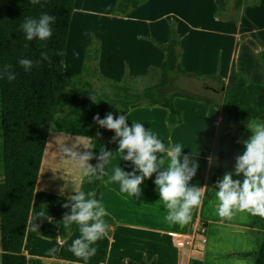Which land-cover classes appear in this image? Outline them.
I'll return each instance as SVG.
<instances>
[{
    "label": "crops",
    "instance_id": "crops-1",
    "mask_svg": "<svg viewBox=\"0 0 264 264\" xmlns=\"http://www.w3.org/2000/svg\"><path fill=\"white\" fill-rule=\"evenodd\" d=\"M195 1L190 0L185 16H175L173 11L155 12L152 0H146L124 16L109 13L107 10L99 11L104 25L97 27L96 32L100 40L98 69L105 78L121 81L144 76L150 67L159 68L164 53L158 45L168 42L173 20L181 38L179 62L184 71L175 75L209 79L210 86L201 83L196 88L200 91L209 90L212 96L189 93L181 89L173 91L200 95L213 103L175 97L174 105L181 111L182 121L172 130L166 125L167 110L161 107L132 109L126 114L127 122L129 126L132 123L143 124L146 129L157 135L165 147L181 145L182 149L184 148L182 154H188L199 165L196 175L189 182L190 185L204 187L206 193L212 149L205 138L214 137L222 123L221 102L225 87L234 86L239 75L249 80L247 77L252 68L248 59L251 45L243 38L245 31L242 23L246 8L252 5L243 6L238 15L233 17L230 12L231 0H208L209 9H201L196 6ZM114 3L115 0L110 1V11ZM206 18L207 23L202 20ZM107 28L113 30L110 40H107L105 34ZM87 40L86 37L80 48L79 61L76 66L70 68L72 73L65 76L67 79L80 72ZM261 49L258 45L253 52L250 51L259 56ZM257 70L260 71L259 65ZM251 135V130L246 127L240 137V147L227 164L224 174L234 172L235 157L245 151L242 141L249 139ZM77 136L80 137V142L76 148L82 153L86 151L84 147L90 145L91 138ZM71 139L67 135L53 134V130L48 133L23 244L27 264H136L153 260L155 264H252V257L233 253L255 250L256 237L264 233V218L248 213H236L231 220L222 219L216 212L218 201L215 186L208 195L204 194L201 205L192 210L189 223L183 226L169 225L164 219L167 213L159 201L160 197L154 184L155 174L141 184L139 199L120 193L119 184L105 183L108 177H104L98 200L107 213L103 219L109 226L108 234L92 245L96 248L95 255L87 260L75 256L69 249L73 240L80 237L79 225H75L73 232L61 241L57 224L49 223L48 219L42 221L41 217H38L40 200L41 197L44 198V193L67 199L73 195L74 189L79 188V179L76 178L74 169L76 164L71 158L64 161L58 149L60 142H70ZM117 149L118 143L111 140L109 151L114 154L107 165L109 175L117 166L126 172L133 170L130 161L120 159ZM46 158L50 163L56 164V167L66 165L67 169L60 175L50 171L41 183V171ZM164 159L167 163L166 155ZM67 170L71 171L68 175ZM64 176L68 177L67 181L63 179ZM233 179L242 180L243 175H233ZM70 187L71 190L66 192ZM50 208L48 207L49 210ZM69 210L56 206L47 217H52L51 221L62 219L63 214ZM34 223L39 225L37 231L32 230ZM252 230L254 234L251 233ZM178 241H183V245H179ZM54 247L57 251L50 252ZM1 254L0 236V258Z\"/></svg>",
    "mask_w": 264,
    "mask_h": 264
},
{
    "label": "trees",
    "instance_id": "trees-1",
    "mask_svg": "<svg viewBox=\"0 0 264 264\" xmlns=\"http://www.w3.org/2000/svg\"><path fill=\"white\" fill-rule=\"evenodd\" d=\"M75 2L39 0L34 5L31 0H0V71L5 65H10L9 70L15 74L12 81L6 76L0 78V264H27L23 244L49 131L90 137V144L95 145L91 150L99 154L101 147L109 151L114 131L101 128L93 119L97 114L103 119L111 112L116 118L139 107H161L167 110L166 125L172 130L182 121V113L174 105L175 97L213 103L200 95L167 90L171 74L184 72L179 62L181 38L174 23H171L168 42L158 45L164 53L162 65L150 67L146 75L121 81L105 78L98 69L100 40L92 34L83 50L79 74L67 79L60 61H65ZM144 2L146 0H115L111 13L124 16ZM247 3V0H231L232 16L236 17ZM44 13L56 17L51 25L52 36L47 41H27L20 25L26 18L38 19ZM42 52L48 53L51 63L42 59ZM58 52L65 55H57ZM22 58L34 62L30 71L25 72L18 63ZM259 58L264 71V51L259 52ZM37 60H40L39 65L35 64ZM155 76H158L156 81L141 89L134 87L136 81ZM92 77L102 82L97 89ZM221 82L224 83L223 80ZM221 111L222 123L217 134L205 138L212 149L205 196L222 178L227 164L240 147L238 141L247 124L252 120L264 122V81L251 82L239 75L234 86L225 87ZM90 162L95 165L97 160L93 158ZM103 185L104 178L89 183L83 177L78 189L85 193L94 192V198L98 200ZM55 220L59 239L63 241L76 224L65 230L60 223L62 219ZM251 233L255 232L252 230ZM233 254L252 257V264H264V233L256 237L255 250ZM136 264L155 262L140 261Z\"/></svg>",
    "mask_w": 264,
    "mask_h": 264
},
{
    "label": "clouds",
    "instance_id": "clouds-1",
    "mask_svg": "<svg viewBox=\"0 0 264 264\" xmlns=\"http://www.w3.org/2000/svg\"><path fill=\"white\" fill-rule=\"evenodd\" d=\"M31 3L35 5L39 0H31ZM55 20V16L44 13L38 19L26 18L20 28L27 41H47L53 34L51 25ZM27 46L26 44L25 47ZM57 55L63 56L65 53L58 52ZM41 57L51 63L47 52H42ZM18 63L25 72L30 71L34 64L27 58L20 59ZM35 64L39 65L40 60L35 61ZM10 67L4 66L0 71V78L6 76L9 81L15 79V74L9 70ZM60 67L66 70L68 65L61 60ZM93 119L101 128L114 131L112 141L118 143L116 152L120 154V159L132 163L133 170L126 172L117 166L109 175L107 165L114 153L101 147L99 154H96L91 150L95 148L94 144L84 147L88 150L81 153L76 151L73 145L68 147L64 143L59 146L61 155L71 158L89 183L107 176L105 183H118L120 193H126L128 197L136 199L141 195L140 186L144 180L155 174L154 184L160 197L159 201L167 213L165 221L169 225L183 226L189 223L192 210L201 205L205 194L204 187L189 183L196 175L198 163L188 154H182L184 148L179 144L165 147L157 135L146 129L143 124L132 123L129 126L127 115L122 114L114 118L113 113L109 112L103 119L99 114ZM247 127L252 135L242 141L245 151L235 157L234 172H226L222 179L216 181V212L222 219L231 220L236 213H248L264 218V122H250ZM93 158L97 160L95 165L89 163ZM241 174L242 180L233 179V175L239 177ZM74 193L67 197V202L63 205L64 208L70 209V212L63 214L60 223L65 230L73 224L79 225L80 237L73 240L69 250L75 256L87 260L96 253V248L92 245L108 234L109 226L103 219L107 213L101 201L94 198V192L85 193L83 190L74 189ZM38 217L52 220V217L45 216L44 212H40ZM38 229L39 225L34 223L32 230ZM49 251L55 253L57 249L54 247Z\"/></svg>",
    "mask_w": 264,
    "mask_h": 264
},
{
    "label": "rangeland",
    "instance_id": "rangeland-1",
    "mask_svg": "<svg viewBox=\"0 0 264 264\" xmlns=\"http://www.w3.org/2000/svg\"><path fill=\"white\" fill-rule=\"evenodd\" d=\"M110 1L111 0H76L75 2V9L73 11V14L71 16V21L69 25V33H68V40H67V47H66V55H65V62L68 65V68L64 70V76L69 74L70 72L72 73V66H76V64L79 61L80 57V48L81 45L84 42V39L87 37V43L90 40V36L94 34L97 37V27L100 25H104V20L100 19V14L99 11L107 10V12L110 11ZM153 1V9L156 12H161V11H173L174 15H184L187 13L188 5L190 3V0H152ZM201 1V2H200ZM248 3L246 5H252L248 8H246L244 16L242 17V23H243V28H244V33L243 35L244 40L246 43H248L249 47H251V51L253 52L258 45L261 46V51H264V0H247ZM196 6L201 7V9H209L208 5V0H196L195 1ZM256 4V5H255ZM244 5V7L246 6ZM108 13V14H109ZM205 14V13H204ZM102 18V17H101ZM173 18V17H172ZM203 22L207 23L208 18L206 20L202 19ZM199 21H201V18H199ZM173 23V20L171 21ZM109 26V25H108ZM103 29V28H101ZM182 30L183 27H180ZM113 30L110 28H107L105 31V34L107 36V40H110V35ZM87 33V35H86ZM98 38V37H97ZM99 39V38H98ZM86 43V44H87ZM249 50L248 53V59L251 61V72L249 76L247 77L250 81L252 82H263L264 81V72H263V64L258 56V54L253 55L251 51ZM74 53H78L79 55H74ZM83 58V57H82ZM260 66V71L257 70V66ZM79 74V73H77ZM77 74L71 75L70 78L74 77ZM67 78V77H66ZM158 76L154 78H149L147 80H139L134 83V87L136 89H141L144 85H147L153 81H156ZM94 87L97 89L102 85L101 81L97 80V77H92L91 79ZM204 83L208 86H210L211 81L209 79H197L196 77H183L180 75H175V72H173L170 76V82L168 85L167 90L168 91H173L174 89H181L184 91H187L189 93H195V94H200V95H206L208 97H211L212 94L209 90L207 91H200V89H197L196 87ZM105 87H107V84H104ZM64 110H62L60 113H62ZM59 133L62 135H67L68 137H71V141L67 142L64 141L63 143L60 142L61 145L65 143L66 146L68 147H77V145L80 142V137L77 135H70V134H65L61 132H57L53 130V134ZM74 139V140H73ZM0 143H1V136H0ZM72 143V144H71ZM59 149V148H58ZM75 148L76 151H78ZM87 150V149H86ZM60 152V150H59ZM61 155V153L59 154ZM61 157L64 158V161L70 159L69 157H64L61 155ZM72 160V159H71ZM46 161V162H45ZM62 161V160H60ZM45 167L42 168L41 171V183L42 181L44 182L46 175L50 171H55L57 174H62L65 172L67 169V166L64 165H59L56 167V164L50 163L49 159L44 160ZM74 169L76 171V178L79 179L78 185L81 182V179L83 178V175L81 174V170L78 169L76 166H74ZM73 170V169H71ZM71 171L66 172L68 175ZM73 172V171H72ZM74 173V172H73ZM0 178H1V172H0ZM63 179L67 181L68 177L64 176ZM40 183V184H41ZM75 186V185H74ZM72 186V187H74ZM70 189L66 190V192H69ZM45 192V191H44ZM63 197H65L63 195ZM40 212H44L45 216H48L49 212L52 211L53 207H59L63 206L66 202V198H56L52 195H46L44 193V198L41 197L40 200ZM50 202V203H49ZM39 203V201L37 202ZM58 203V204H57ZM37 206V205H36ZM48 207H51L50 210ZM55 209V208H54ZM36 210V209H35ZM56 215V214H54ZM58 216V215H57ZM42 221H44V217H41ZM47 220V219H46ZM56 223V220L54 219L53 221H49V223ZM57 224V223H56ZM57 233L58 232V225H57ZM59 236V234H58ZM51 237V235H50Z\"/></svg>",
    "mask_w": 264,
    "mask_h": 264
},
{
    "label": "built area",
    "instance_id": "built-area-1",
    "mask_svg": "<svg viewBox=\"0 0 264 264\" xmlns=\"http://www.w3.org/2000/svg\"><path fill=\"white\" fill-rule=\"evenodd\" d=\"M179 245H183V241H178Z\"/></svg>",
    "mask_w": 264,
    "mask_h": 264
}]
</instances>
